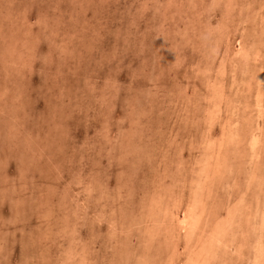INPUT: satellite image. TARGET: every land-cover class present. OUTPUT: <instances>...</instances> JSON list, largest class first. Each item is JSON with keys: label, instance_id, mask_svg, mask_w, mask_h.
<instances>
[{"label": "clouds", "instance_id": "clouds-1", "mask_svg": "<svg viewBox=\"0 0 264 264\" xmlns=\"http://www.w3.org/2000/svg\"><path fill=\"white\" fill-rule=\"evenodd\" d=\"M0 264H264V0H0Z\"/></svg>", "mask_w": 264, "mask_h": 264}]
</instances>
